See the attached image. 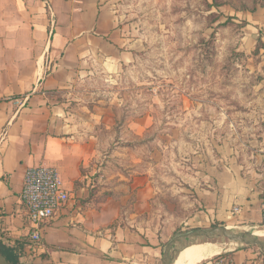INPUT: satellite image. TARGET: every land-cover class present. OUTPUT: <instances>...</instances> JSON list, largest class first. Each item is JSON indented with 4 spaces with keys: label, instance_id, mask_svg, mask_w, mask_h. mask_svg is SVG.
I'll list each match as a JSON object with an SVG mask.
<instances>
[{
    "label": "crops",
    "instance_id": "1",
    "mask_svg": "<svg viewBox=\"0 0 264 264\" xmlns=\"http://www.w3.org/2000/svg\"><path fill=\"white\" fill-rule=\"evenodd\" d=\"M9 3L17 10L10 18L4 13ZM244 21L253 44L264 42V7ZM10 24L30 33L19 27L0 33V238L9 245L25 242L35 264H161L166 237L158 230L162 220L152 222L151 214L165 198L147 174L146 158L134 157L103 185L96 139L102 128L119 124L117 117L98 104L72 110L61 99L84 73L130 66L139 42L106 0H0V26ZM149 123V116L137 117L127 131L141 134ZM218 151L191 176L180 173L182 181L170 187L177 188L171 216L182 231L223 225L263 233L264 147L252 148L244 159L226 144ZM40 164L57 168L70 200L45 227L42 246L31 248L21 193L27 170ZM212 243L225 248L233 242ZM225 257L234 264H264L254 246Z\"/></svg>",
    "mask_w": 264,
    "mask_h": 264
},
{
    "label": "rangeland",
    "instance_id": "2",
    "mask_svg": "<svg viewBox=\"0 0 264 264\" xmlns=\"http://www.w3.org/2000/svg\"><path fill=\"white\" fill-rule=\"evenodd\" d=\"M106 1L141 51L120 72L84 73L61 99L72 110L98 104L117 117L119 124L113 130L102 128L96 139L97 176L103 185L117 169L146 158L147 174L165 198L153 204L151 214L152 222L164 221L158 226L166 237L164 252L175 236L193 231H182L179 219L171 216L177 188L170 187L182 181L180 173L191 176L224 144L240 159L252 148L264 147V44L256 50L257 43L247 35L252 28L244 21L247 13L264 7V0ZM11 6L4 10L9 18L17 12ZM17 27L19 33H30L15 24L0 26V33ZM27 49L23 41L22 50ZM143 115L150 117V125L129 135V123ZM204 253L192 250L178 264ZM21 261L35 264V256L25 253ZM0 264H8L1 254Z\"/></svg>",
    "mask_w": 264,
    "mask_h": 264
},
{
    "label": "built area",
    "instance_id": "3",
    "mask_svg": "<svg viewBox=\"0 0 264 264\" xmlns=\"http://www.w3.org/2000/svg\"><path fill=\"white\" fill-rule=\"evenodd\" d=\"M21 197L30 225L28 235L30 247L39 248L43 244L45 227L55 217L57 211L69 202L70 193L63 186L56 167L40 164L27 170ZM232 211L238 213L240 208L235 206ZM202 264L234 263L231 259H227L223 253Z\"/></svg>",
    "mask_w": 264,
    "mask_h": 264
},
{
    "label": "water",
    "instance_id": "4",
    "mask_svg": "<svg viewBox=\"0 0 264 264\" xmlns=\"http://www.w3.org/2000/svg\"><path fill=\"white\" fill-rule=\"evenodd\" d=\"M202 239L233 242L240 246H257L264 254V239L257 236L254 231H238L227 226L218 225L210 228L196 229L175 236L165 246L162 256L163 264H173L175 259L174 252L179 245Z\"/></svg>",
    "mask_w": 264,
    "mask_h": 264
},
{
    "label": "bare ground",
    "instance_id": "5",
    "mask_svg": "<svg viewBox=\"0 0 264 264\" xmlns=\"http://www.w3.org/2000/svg\"><path fill=\"white\" fill-rule=\"evenodd\" d=\"M255 234L264 239V228H263V233H255ZM214 241L222 242L221 240H214ZM214 246L215 245L212 242H204L201 240L194 242H185L179 245L175 250L174 255L177 257V259H176V263L174 264H178V262L181 261L187 253L195 249L198 251L205 250L206 253L197 255L193 259L189 260L186 264H202L204 261L208 259H212L215 256L220 255L222 253L230 252L231 250L236 249L240 245H238L237 243H232L226 245L225 248H219L218 245L215 247Z\"/></svg>",
    "mask_w": 264,
    "mask_h": 264
},
{
    "label": "trees",
    "instance_id": "6",
    "mask_svg": "<svg viewBox=\"0 0 264 264\" xmlns=\"http://www.w3.org/2000/svg\"><path fill=\"white\" fill-rule=\"evenodd\" d=\"M260 43L264 44L262 39L258 38L256 50L264 47H260ZM25 253L27 254V251L25 250V242L19 241L15 245H9L0 238V254L4 257L8 264H23L21 260L24 257Z\"/></svg>",
    "mask_w": 264,
    "mask_h": 264
}]
</instances>
